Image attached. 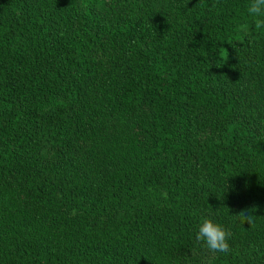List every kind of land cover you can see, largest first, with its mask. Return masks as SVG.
Segmentation results:
<instances>
[{
  "label": "trees",
  "instance_id": "16d2710c",
  "mask_svg": "<svg viewBox=\"0 0 264 264\" xmlns=\"http://www.w3.org/2000/svg\"><path fill=\"white\" fill-rule=\"evenodd\" d=\"M249 3L0 0V264H264Z\"/></svg>",
  "mask_w": 264,
  "mask_h": 264
},
{
  "label": "clouds",
  "instance_id": "9594fccd",
  "mask_svg": "<svg viewBox=\"0 0 264 264\" xmlns=\"http://www.w3.org/2000/svg\"><path fill=\"white\" fill-rule=\"evenodd\" d=\"M247 10L254 19L255 27L264 29V0H250ZM237 217L241 223L254 226L255 215L252 211H241ZM231 235L232 233L226 230L214 217L209 216L202 220L196 239L203 242L211 252L226 254L229 251V238Z\"/></svg>",
  "mask_w": 264,
  "mask_h": 264
}]
</instances>
